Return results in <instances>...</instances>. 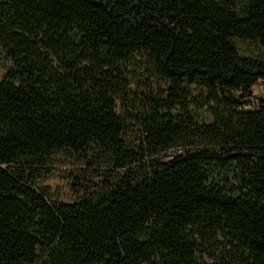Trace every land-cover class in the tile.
Wrapping results in <instances>:
<instances>
[{"label":"trees","instance_id":"obj_1","mask_svg":"<svg viewBox=\"0 0 264 264\" xmlns=\"http://www.w3.org/2000/svg\"><path fill=\"white\" fill-rule=\"evenodd\" d=\"M264 0H0V264H264ZM129 137V138H128ZM60 152L97 183L54 199Z\"/></svg>","mask_w":264,"mask_h":264},{"label":"rangeland","instance_id":"obj_2","mask_svg":"<svg viewBox=\"0 0 264 264\" xmlns=\"http://www.w3.org/2000/svg\"><path fill=\"white\" fill-rule=\"evenodd\" d=\"M238 54L243 57L264 59V49L258 42L233 40ZM11 66L10 61L5 59L0 52V80L6 70ZM254 98L247 101L245 110L258 105L259 100L264 102V86L260 81L253 87ZM129 138V137H128ZM93 171L83 164L81 157L68 152L57 153L45 169L40 170L36 178L40 185L48 189L51 196L64 203L74 201L78 196V186L84 187L97 183L99 180L93 177Z\"/></svg>","mask_w":264,"mask_h":264}]
</instances>
